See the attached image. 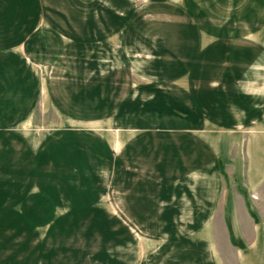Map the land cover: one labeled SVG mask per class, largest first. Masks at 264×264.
Segmentation results:
<instances>
[{
    "label": "rangeland",
    "instance_id": "rangeland-1",
    "mask_svg": "<svg viewBox=\"0 0 264 264\" xmlns=\"http://www.w3.org/2000/svg\"><path fill=\"white\" fill-rule=\"evenodd\" d=\"M50 19L0 49V264H148L155 226L139 215L195 178L176 126L185 33L153 15L113 33Z\"/></svg>",
    "mask_w": 264,
    "mask_h": 264
},
{
    "label": "crops",
    "instance_id": "crops-1",
    "mask_svg": "<svg viewBox=\"0 0 264 264\" xmlns=\"http://www.w3.org/2000/svg\"><path fill=\"white\" fill-rule=\"evenodd\" d=\"M50 15L60 32L130 31L153 15L185 33L176 126L195 178L155 188L154 205L150 186L133 191L136 210L157 209L139 215L155 226L148 264H264V0H0V49L48 31Z\"/></svg>",
    "mask_w": 264,
    "mask_h": 264
}]
</instances>
